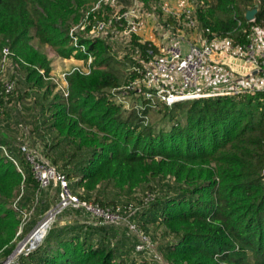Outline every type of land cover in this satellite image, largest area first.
Returning <instances> with one entry per match:
<instances>
[{"label": "trees", "instance_id": "trees-1", "mask_svg": "<svg viewBox=\"0 0 264 264\" xmlns=\"http://www.w3.org/2000/svg\"><path fill=\"white\" fill-rule=\"evenodd\" d=\"M89 1L94 0H0V50L8 47L18 69L26 72L24 95L35 86L44 87L45 98L56 86L49 76L50 62L33 39L64 58H93L87 73L78 69L67 75V96L54 94L35 117L63 135L67 145L87 152L64 173L67 179L82 181L86 190L104 181L132 193L138 185L172 177L166 185L169 192L140 200L132 215L142 230L162 226L163 240L156 249L170 264H264V94L160 104L157 111L172 119V109L188 103L185 121L172 123L169 130L142 126L133 109L124 117L110 95L121 85L116 71L126 66L124 84L129 83L138 76L133 67L157 48L139 42L134 33L130 42L135 57L119 59L105 39L80 36L75 45L69 28ZM202 2L197 18L209 38L228 35L241 45L252 25H264V0ZM255 6L254 21H248L245 13ZM93 15L104 17L100 10L88 13L90 19ZM5 95L2 86L0 105ZM0 145L22 170L0 150V253L6 257L15 247L12 240L19 226L9 202L23 186L36 191L38 182L17 147L2 136ZM80 197L89 200L88 192ZM94 202L116 205L113 200ZM127 231L125 226L85 222L52 226L34 249L18 257V264H156L135 250L137 238Z\"/></svg>", "mask_w": 264, "mask_h": 264}, {"label": "built area", "instance_id": "built-area-1", "mask_svg": "<svg viewBox=\"0 0 264 264\" xmlns=\"http://www.w3.org/2000/svg\"><path fill=\"white\" fill-rule=\"evenodd\" d=\"M135 11L136 9H128L121 13L116 12L108 17L104 16L101 19L93 15L92 19L89 18L88 23H83L77 28H80L86 37L92 39L96 32L104 31L109 27L116 26L118 23V25H125L122 31L131 37L132 33L136 34L135 28L138 25ZM167 12L180 26L194 28L197 25V19L194 17L193 9L190 6L185 7L182 11L167 10ZM248 21L253 22L254 17ZM203 35L204 38H201L199 43H190L187 49L182 48V41L177 43V40H175V43L168 45L162 43L155 45L137 35L139 42L148 41L150 44L152 43L157 48V52L149 50L148 60L141 59V66L133 67L138 76L123 86L111 89V97L127 98L132 96L138 99L139 101L133 104V109L144 121L146 112L158 108L160 104L170 107L175 102L197 98L264 94L263 25H252L248 41L241 45L233 44L231 37L228 35H214L212 38H209L206 34ZM70 36L76 45L78 37L73 35L72 31ZM170 39L175 38L171 37ZM88 58L91 61L92 56ZM11 59L12 52L10 49L6 46L2 47L0 50V73L6 69V65ZM17 80L18 78L14 76L11 81H6L2 85L5 93L12 92ZM55 85L57 84L55 83ZM62 91H64L63 95L67 96V85ZM17 148L38 182L35 193L37 194L40 190L55 183L57 186V201L48 214L28 233L21 243L14 247L0 264H18V257L22 254L26 255L34 249L51 227L52 220L58 213L65 210L88 214L90 220H93L90 221L92 224L125 226L128 229L127 232L134 234L137 238L135 250L143 252L152 261L156 262L158 260L157 254L159 253L156 247L153 248L151 238L144 233L132 218L136 207H132L130 204L124 207L120 205L104 207L94 201L81 198L79 194L70 188L66 175L58 171L56 166L41 154L38 147L23 142L17 145ZM0 150L22 173L19 161L10 154L9 150L3 145H0ZM152 199L153 196L147 194L144 200L148 202ZM15 208L19 218L16 236H19L24 231L33 207L29 212L17 208V206ZM37 232H40L39 238L32 240L33 235Z\"/></svg>", "mask_w": 264, "mask_h": 264}, {"label": "rangeland", "instance_id": "rangeland-1", "mask_svg": "<svg viewBox=\"0 0 264 264\" xmlns=\"http://www.w3.org/2000/svg\"><path fill=\"white\" fill-rule=\"evenodd\" d=\"M202 4V0L89 1L86 2L83 8H80L79 12L82 15L78 22L70 25L68 34L72 31L73 35H76L77 37H86L85 33L77 27L83 23H88V13L90 12L100 10L103 16L108 17L116 12L121 13L122 11H127L128 9H136L135 13L137 15L136 21L138 25L135 28V32L138 33V35H141L140 37H154L164 45L175 43V40H177V43L178 41H182V48L187 49L190 43H199L200 39L204 38L203 34L205 33L203 32V29L200 26V21L197 18L198 10L200 9L199 6ZM187 6L192 7L194 17L197 19V25L194 28H187L185 26L178 25L176 20L170 16L169 12H167V10L182 11ZM124 26L125 25H118L117 23L116 26L114 25L104 31L96 32L93 36V38L108 40L119 59H122L125 55L135 57V54L131 51V42H129L131 37L129 34L122 31ZM163 35L165 36L163 37ZM171 37H174L175 39L171 40ZM32 43L35 47L39 48L49 60L51 68L49 76L51 77V81L57 85L56 87H52L50 95H47L45 98L43 97L44 87L38 88L35 86L27 92V95H24L23 93H26L24 90L27 89V85L23 82L26 72L24 73V70L18 69L17 62L12 57L10 62L6 65V69L0 73V90L2 85L6 81H11L14 76L19 78V80L18 82L16 81L10 94V98L7 99L8 94L5 95L4 102L0 105V137H5V139L8 140L9 145H12L15 148L23 142H27L31 146L38 147L41 154L49 162L53 163L58 171L67 174L86 158L87 152L85 150H75V146L73 144L67 145V141L63 135L59 134V132L53 128L49 129L47 125L48 123H42V117H40L38 122L35 120V117L39 114V107L42 104H45L46 101H51L54 94H63L64 91H62V89H65L67 85V75L78 69L82 73H86L92 64L93 58L91 61L89 58H87V60L78 59L74 56L64 58L59 56L49 44L39 45L34 39L32 40ZM125 67L121 66V69L116 71L120 77L122 86L124 85V77L127 73V70L124 69ZM65 73L66 75L64 76ZM111 100L112 102L120 105L121 112H123L124 117H127L129 112H132L131 110L134 108L133 104L139 101L132 96L127 98L112 97ZM187 105L188 103H184L182 108L172 109V119L169 118V116L164 115L161 111H157L160 107L147 111L144 121L142 117L135 112V115L137 116L136 121L139 122L140 120L139 123L142 126H150L155 131L161 129L169 130L172 123L176 121L183 123L185 121V109ZM133 111H135V109H133ZM49 114L50 113L47 112L46 116ZM16 153L18 156H21L18 150ZM171 179L172 177H167L159 182L153 181L149 184L138 185L133 189L132 193L120 192L116 187L111 184H106L104 181L96 183L94 187L89 190H86L82 181L81 183H77L75 179H70L69 183L70 188L81 196H85L88 192L89 200L91 201H94V198L104 202L113 200V203H116V205L124 206V204L128 203L129 205L130 203L132 207H140L141 203L139 201L144 200L147 194H151L152 196H162L166 192H169L166 185ZM19 193H21V195L23 193L22 199H19ZM19 193H14V196L9 202V207L15 211V214L17 215L18 213H16L17 209L15 206L26 212H29L32 207L33 209L31 210V214L24 227L23 233L19 236H16L15 234L12 240L15 247L23 241L28 233L56 204L57 186L55 183H52L51 186L40 190L37 194L35 191L30 189V187L23 186V189ZM111 205H107L105 207H111ZM90 221L93 220H90L89 215L84 212L77 213L71 210H65L56 215V217L52 220L51 227L55 226L56 228H61L68 224L79 225L84 222L90 223ZM143 229L144 233L151 238L153 248H155L156 245L163 240L162 237L159 236L162 231V226H159L154 230L151 225H146ZM39 233L40 232H37L32 237V240L38 239ZM158 253V260L156 261V264H170L160 252ZM126 256L127 258H131V255ZM4 259L5 257H3L0 253V262Z\"/></svg>", "mask_w": 264, "mask_h": 264}, {"label": "water", "instance_id": "water-1", "mask_svg": "<svg viewBox=\"0 0 264 264\" xmlns=\"http://www.w3.org/2000/svg\"><path fill=\"white\" fill-rule=\"evenodd\" d=\"M256 11H257V7H256V6L253 7L252 9L246 11V13H245V18H246L247 20H250L251 18L254 17V14L256 13Z\"/></svg>", "mask_w": 264, "mask_h": 264}, {"label": "crops", "instance_id": "crops-1", "mask_svg": "<svg viewBox=\"0 0 264 264\" xmlns=\"http://www.w3.org/2000/svg\"><path fill=\"white\" fill-rule=\"evenodd\" d=\"M136 35H138V33H136ZM138 36L140 37L141 35H138ZM141 38L144 39V40H148V41L152 42L155 45H159L160 44V42L158 40H156L154 37L153 38H151V37H141Z\"/></svg>", "mask_w": 264, "mask_h": 264}, {"label": "bare ground", "instance_id": "bare-ground-1", "mask_svg": "<svg viewBox=\"0 0 264 264\" xmlns=\"http://www.w3.org/2000/svg\"><path fill=\"white\" fill-rule=\"evenodd\" d=\"M35 234H36V233H35ZM35 234H34V235H35ZM34 235H33V236H34Z\"/></svg>", "mask_w": 264, "mask_h": 264}]
</instances>
